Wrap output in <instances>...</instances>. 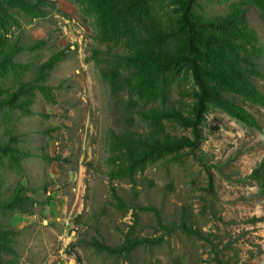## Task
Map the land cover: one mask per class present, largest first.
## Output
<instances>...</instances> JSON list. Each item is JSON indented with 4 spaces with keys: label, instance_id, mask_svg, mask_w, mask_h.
<instances>
[{
    "label": "rangeland",
    "instance_id": "374dc122",
    "mask_svg": "<svg viewBox=\"0 0 264 264\" xmlns=\"http://www.w3.org/2000/svg\"><path fill=\"white\" fill-rule=\"evenodd\" d=\"M54 6L43 16H22L11 31H21L22 39L45 38L38 50H25L20 60H44L52 52L65 49L47 78L54 101L37 92L30 111L5 115L13 132L20 134L24 149L21 170L10 168L0 152V198L18 184L36 200L28 212L0 209V218L18 229L14 243V264H129L122 257L97 253L84 240L101 235L108 242L122 239L123 228L134 223L136 232L153 238L140 244L132 254L134 264H264V188L246 178L264 153V105L257 100L238 97L257 118L261 128L247 125L213 107L199 124L202 138L197 150L204 152L201 164L192 154L178 158L170 154L149 163L138 172L137 202L155 205L160 220L151 209L116 206L111 194L129 199L131 184L110 177L107 157L108 129L117 115L116 99L101 78L98 66L88 58L90 43H97L96 13L88 0H50ZM239 0H197L206 15L226 11ZM249 24L257 31L264 49V8L260 0H246ZM158 26L166 32L162 46L170 51L182 47L177 33L181 11L179 0H149ZM99 47H105L103 43ZM261 73L254 84L264 92V55ZM196 89L185 67L175 72L171 95H186ZM0 115V141L5 139ZM143 128L145 122L138 120ZM172 132L192 137L190 127L166 122ZM53 157L46 159L43 155ZM126 200V201H128ZM203 232L201 238L183 229L182 221Z\"/></svg>",
    "mask_w": 264,
    "mask_h": 264
},
{
    "label": "trees",
    "instance_id": "16d2710c",
    "mask_svg": "<svg viewBox=\"0 0 264 264\" xmlns=\"http://www.w3.org/2000/svg\"><path fill=\"white\" fill-rule=\"evenodd\" d=\"M96 13L95 40L88 47V58L97 66L101 78L108 84L116 99L117 115L114 126L108 129L107 157L110 177L125 179L131 184L130 200L119 195L115 187L111 194L123 212L128 207L151 209L160 220L155 205L137 202L138 172L159 158L192 154L201 164L204 152L197 150L202 138L199 124L205 112L218 107L247 125L261 128L254 114L243 106L239 98L247 97L264 105V92L254 84V76L261 73L260 59L264 49L257 31L249 24L250 2L239 0L216 15H206L197 8V0H179L181 11L177 33L182 47L170 51L162 46L167 32L155 22L149 0H88ZM264 8V0H260ZM54 6L50 0H0V115L5 139L0 141V152L8 158L10 168L21 170L25 153L20 145V134L10 127L5 115L14 111H30L39 92L46 101H54L48 76L55 65L66 56L64 48L52 52L44 60H20L18 55L46 45L45 38L22 39L21 31H11L22 16H43ZM103 43L105 47H99ZM181 67L189 71L196 89L173 98L171 88L175 72ZM138 120L146 126L140 128ZM190 127L192 137L172 132L166 122ZM46 159L53 157L43 155ZM0 162L5 161L0 159ZM256 180L264 188V153L251 171L239 178ZM128 200V201H126ZM36 200L28 195L25 186L18 184L7 196L0 198V209L15 208L28 212ZM134 223L128 225L118 242H108L101 235H92L86 244L97 253L122 257L134 264L133 250L140 244H152L153 238L139 235L134 212ZM264 218V214L256 220ZM181 226L203 238V232L192 228L187 221ZM18 229L0 218V264H14L15 241Z\"/></svg>",
    "mask_w": 264,
    "mask_h": 264
}]
</instances>
